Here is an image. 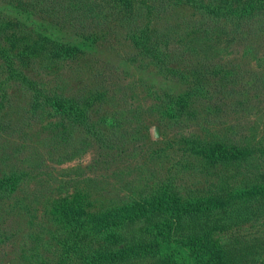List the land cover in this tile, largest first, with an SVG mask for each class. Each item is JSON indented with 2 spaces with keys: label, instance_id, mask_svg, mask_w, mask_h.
Segmentation results:
<instances>
[{
  "label": "trees",
  "instance_id": "trees-1",
  "mask_svg": "<svg viewBox=\"0 0 264 264\" xmlns=\"http://www.w3.org/2000/svg\"><path fill=\"white\" fill-rule=\"evenodd\" d=\"M179 7L195 18L166 21ZM162 17L164 28L158 25ZM112 23L128 42V62L150 65L163 82L182 88L149 86L145 113L180 136L184 154L197 157L207 185L181 190L174 181L180 178L168 168L166 178L146 183L138 196L109 209L93 210L79 195L55 200L44 211L54 225L46 235L58 248L37 264H257L263 244L224 245L215 235L264 221V128L250 121L264 111V52L253 45L264 39V0H0V163L9 168L0 176V194L6 187L15 190L23 177L41 174L32 175L42 160L35 144L48 154L56 151L57 164L89 149L98 151L95 166L137 156L124 154L128 143L147 137L143 107L126 100L134 98L131 90L105 72L86 77V85H72L63 74L104 36L95 30ZM243 40L241 55L254 59L257 69L222 63ZM114 100L112 108H103ZM232 115L237 126L222 121ZM196 125L201 129L186 137ZM203 130L212 136L209 142ZM241 131L246 135L235 138ZM27 137L37 139L34 150ZM23 152L33 157L31 171L10 162ZM151 154L161 157L157 150ZM236 176L245 184L231 188L228 179ZM30 203L12 202L5 216L34 215Z\"/></svg>",
  "mask_w": 264,
  "mask_h": 264
},
{
  "label": "rangeland",
  "instance_id": "rangeland-1",
  "mask_svg": "<svg viewBox=\"0 0 264 264\" xmlns=\"http://www.w3.org/2000/svg\"><path fill=\"white\" fill-rule=\"evenodd\" d=\"M193 18L195 17H192L191 10L179 7L173 8V14L167 15L165 20L172 22L176 19L183 23L184 19ZM161 20L162 26L160 25ZM161 20L158 21L159 27H166L163 17ZM116 25L117 23H112L108 27L105 25L98 28V30L96 29L95 31L99 32V34H104V36L102 38L100 35L97 37L95 48L90 50L85 60L67 64L63 74L66 75L67 82L72 85L77 83L86 85L89 83L86 77L98 72L101 74L105 72L107 73L105 74L106 76L114 78V81L118 84L126 85L131 90L129 95H134V98L127 96L126 100L133 104L134 107L137 105L143 107L140 112V121L145 122L147 125V132L145 133L147 137L144 141L141 140L127 144L128 151L124 154L129 155L131 152H134L137 154L134 159L127 157L126 159H111L105 167L101 163L98 166L93 165L94 159L98 157V151H94V149H89L81 154L79 159L57 164L55 161L58 159L56 151L52 149L48 154L46 147L41 144H35L39 148V157L42 160L39 165L40 168L38 171L33 172L32 175L38 172L41 174L37 178L30 180L23 177L21 181L19 180L15 190L8 192L9 188L7 187L1 190L3 194H0V264H37L39 262L38 258L52 257L53 251L58 246L54 245L50 234L46 235L48 231L54 229V225L47 220L44 209L46 211L47 209L50 210L49 204H52L55 200H60V198L68 197L69 199H73L75 195H79L81 198H84L83 200L93 204L95 207L93 210L109 209L115 205H121L122 202L130 201L134 196H138L137 194L140 193L142 186L144 188L146 183L153 186L157 182H160L167 177L166 171L169 169L175 179L180 178V181H174L178 185H182L181 190L203 189L207 185L203 178V172L197 164V161H199L197 157L191 156L188 158L184 154L183 148H186V146L185 144H181L180 136H174V131L164 129L163 126L159 125V123L148 117L145 113L147 107L145 105L147 103L144 102L148 100L146 89L149 86L175 89L177 91H180L182 88L163 82V79L155 73V69L150 65L147 68H141L139 64L128 62L130 60L129 56H124L127 53L126 45L128 42L124 41L121 36L122 29ZM244 41L246 40L235 42L229 50L230 53L224 56L225 59H222V63L234 61L235 64H240V68L245 72L246 69H257V63L254 59L242 57L241 55L244 44L247 45V42ZM253 45L255 47L261 45L260 50L264 52V39L259 44ZM231 50L232 52L234 51L233 54H231ZM108 91L110 93L107 96H112L111 90L108 89ZM120 97L121 93L117 98ZM112 102V104L111 102L104 103L103 108H112L116 104V101ZM262 103L264 101L260 100V107L264 106ZM252 119L257 120L259 123V130L264 128V111L255 117H251L250 121L254 123ZM222 121L235 126L239 123L236 115H232L231 118L223 117ZM133 123L130 127L135 126L136 123ZM130 127H128V130ZM207 128H209V125ZM199 129L201 127L197 125L188 128L186 137L190 136L189 130L193 132L195 130L199 131ZM211 129L214 131L218 130L216 127L215 129L213 127ZM198 131L197 133H199ZM30 132L28 133V137L29 134H33ZM142 133L144 132L142 131ZM205 133L203 130L201 137L204 136L205 140L209 142L212 136L209 133ZM246 133V131H241L235 138L242 139ZM137 135L141 134H133V136ZM13 137L16 143L22 142V139H19V137ZM28 137L25 139L27 141L24 142L26 145H31V148L34 150V143L37 139L30 141ZM154 150L159 151L161 157L158 158L156 155L151 154ZM10 159L11 164L18 169L30 170L31 166H35L33 164V157L32 159L30 158L29 152L16 154ZM5 161L9 165L8 161ZM180 162L186 164L185 169L183 166L178 165ZM139 167H141V170ZM8 170L9 168L5 163H0V176L3 172H8ZM140 171L141 179L137 177ZM228 173L229 175L233 174L230 171ZM211 180L209 178V181ZM228 180L231 188L245 184L243 177L239 176L229 178ZM16 200H22L24 203L31 201L28 206L37 211L35 213L32 211V214L35 216L25 213L19 216L9 215L6 217L4 210L10 208V204ZM263 222L243 224L231 231L218 233L215 235V238L224 245L263 244V247L256 251V253H259L256 256L259 260L257 264H261V262L264 263ZM37 237H43V239L37 240Z\"/></svg>",
  "mask_w": 264,
  "mask_h": 264
}]
</instances>
